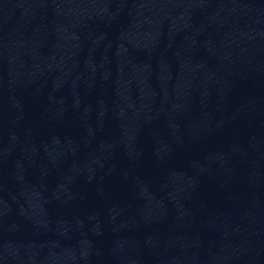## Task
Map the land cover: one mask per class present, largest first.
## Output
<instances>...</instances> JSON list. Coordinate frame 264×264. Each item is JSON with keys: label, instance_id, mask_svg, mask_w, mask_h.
Instances as JSON below:
<instances>
[{"label": "water", "instance_id": "95a60500", "mask_svg": "<svg viewBox=\"0 0 264 264\" xmlns=\"http://www.w3.org/2000/svg\"><path fill=\"white\" fill-rule=\"evenodd\" d=\"M0 264H264V0H0Z\"/></svg>", "mask_w": 264, "mask_h": 264}]
</instances>
